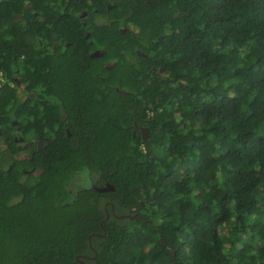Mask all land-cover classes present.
Masks as SVG:
<instances>
[{
    "label": "trees",
    "instance_id": "trees-1",
    "mask_svg": "<svg viewBox=\"0 0 264 264\" xmlns=\"http://www.w3.org/2000/svg\"><path fill=\"white\" fill-rule=\"evenodd\" d=\"M57 1L0 0L5 81L30 70L27 32L44 35ZM122 6L139 40L115 33L116 64L102 68L94 98L93 81H76L85 90L77 143L54 148L36 183L21 185L23 199L0 207V264H81L76 255L85 264H264V0ZM13 94L3 82L0 101ZM78 171L104 186L69 195ZM105 204L113 212L103 233ZM124 214L133 217H115Z\"/></svg>",
    "mask_w": 264,
    "mask_h": 264
},
{
    "label": "flooded vegetation",
    "instance_id": "flooded-vegetation-1",
    "mask_svg": "<svg viewBox=\"0 0 264 264\" xmlns=\"http://www.w3.org/2000/svg\"><path fill=\"white\" fill-rule=\"evenodd\" d=\"M119 3L120 0H64L59 12L48 21L43 36L27 32L33 47L28 58L30 70L27 66L15 69L9 82L0 71V86L6 82L14 91L12 102L0 101L1 208L14 206L23 199L21 185L36 183L39 167L45 159L52 161L54 148L73 147L77 143L74 129H80L84 121L85 90L79 91L76 81H93L88 94L94 98L95 82L102 79V68L109 70L116 64L115 33L125 34L133 44L139 40L135 35L138 28L122 20L126 7L116 9ZM26 11H20L16 17L22 25L26 24ZM31 14L34 20L39 17L37 11L31 10ZM58 20L60 26H53ZM133 53L146 56L140 47H134ZM125 58L130 61L132 53ZM26 59L25 54H19L20 64ZM133 131L144 138L148 135L141 123L134 124ZM80 177L83 182L90 176L85 171L75 173L67 183L69 195L84 188L82 182L78 183ZM88 181V186H104L98 176ZM3 246L4 243L0 244V248Z\"/></svg>",
    "mask_w": 264,
    "mask_h": 264
},
{
    "label": "water",
    "instance_id": "water-1",
    "mask_svg": "<svg viewBox=\"0 0 264 264\" xmlns=\"http://www.w3.org/2000/svg\"><path fill=\"white\" fill-rule=\"evenodd\" d=\"M160 70H162V69H160ZM144 131H146V129H144ZM142 138H144V137H142ZM110 210H111L110 212L112 213V212H113V208L111 207ZM110 212L105 208V216H104V218L99 222V226H100V228L103 230V233H104L103 223H104L105 221L108 220V218H109V216H110ZM115 217H117V218H123V217L132 218L133 215L124 214V215H120V216H116V215H115ZM158 242L160 243V240H158ZM89 245H90V244H89ZM92 250H93V256H92V257H95L96 252H95L94 249H92ZM171 255H172V257H173V254H171ZM75 258L77 259V261H78L79 263H81V264H85L82 260H80V258H88V256H85V255H76Z\"/></svg>",
    "mask_w": 264,
    "mask_h": 264
},
{
    "label": "rangeland",
    "instance_id": "rangeland-1",
    "mask_svg": "<svg viewBox=\"0 0 264 264\" xmlns=\"http://www.w3.org/2000/svg\"><path fill=\"white\" fill-rule=\"evenodd\" d=\"M83 180H84V181L82 182V179H81V177H80L78 183H81V182H82V183L84 184L83 186H84V187H87V186H88V182H89L88 180H89V179H88V178H85V179H83ZM72 186H73V185H70V187H72Z\"/></svg>",
    "mask_w": 264,
    "mask_h": 264
}]
</instances>
